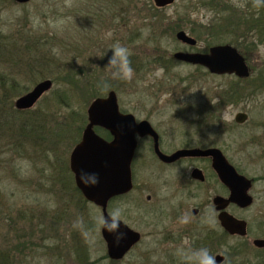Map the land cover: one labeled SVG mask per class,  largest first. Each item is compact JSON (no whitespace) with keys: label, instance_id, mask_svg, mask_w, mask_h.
<instances>
[{"label":"rangeland","instance_id":"rangeland-1","mask_svg":"<svg viewBox=\"0 0 264 264\" xmlns=\"http://www.w3.org/2000/svg\"><path fill=\"white\" fill-rule=\"evenodd\" d=\"M232 1L238 7L243 6L241 1L245 2ZM155 8L153 0H30L25 4L15 0L0 2V29L12 37L14 42L11 43V50H16L19 56L23 55L20 63H15L9 57H3L0 61V76L19 81L18 93H11L14 107L17 98L31 91L38 83L44 80L53 82L51 91L34 108L19 113L17 118L24 120L33 117L34 121L39 122L44 113H49L46 127L52 130L61 120L65 121L69 114L75 112V133L69 138H79L76 137L78 134L82 138L88 124V109L96 99L92 97L95 88L102 89L100 93L96 92L101 94L97 98L106 97L110 91H115L120 109L135 117L137 114L141 120L156 108L170 111L204 109L210 107L208 104L218 106L223 90L227 85L234 86L235 80L231 77L207 76L201 68L172 60L176 52L186 50L176 39V33L186 31L198 40L199 49L217 41L241 48V39L200 34L192 22L212 28L215 12L194 5L193 0H176L173 5L158 11ZM187 14L191 15L188 22L185 19ZM176 26L178 29L173 32ZM27 43L35 46L31 50H22ZM116 44L130 49L134 70V56L146 62L142 70H138L136 65L131 82L112 80L106 67L108 57L112 55L111 49ZM13 54L17 59L18 55L15 52ZM23 59L24 62L21 61ZM156 59L165 62L166 67L160 63L152 64ZM250 59L253 73L247 82L255 84L260 77L264 82V65L261 63L264 61V47L251 53ZM29 63L34 66L30 67ZM112 85L118 90H108ZM65 91L67 93H62ZM61 94L67 96L70 108H63L59 104ZM258 94L260 96L253 97L248 107L254 119H257V115L264 117L261 111L264 109V88ZM242 108L239 105L228 106L223 110L224 118L230 120L233 113ZM162 114L155 119L169 118ZM3 133L0 132V255L2 252L6 254L8 249H18L20 254L19 248L23 242L28 247V255L14 256L17 264H82L83 252L76 249L77 245L87 248L88 263L150 264L148 246L145 244L138 250L136 247L132 249L121 261L105 258L107 246L101 230L94 223L96 217L103 215L102 211L88 201L80 202L81 197L73 193L70 155L75 143L63 141L61 148L49 156L30 140L25 141L27 150H24L13 144V133L8 131L5 136ZM209 133L212 136V131ZM133 174L134 190L113 200L108 212L117 207L122 208V221L136 230V155ZM143 176L139 180L141 186L149 181L146 173ZM197 192L195 197L181 198L182 195L178 194L174 200L170 199V193L166 191H162L160 196L170 199L163 205H194L208 197L206 190H200L199 195ZM221 194H224L223 189ZM252 195L254 204L249 218L255 225H260L259 232L263 233V220L260 218L258 221L256 215L260 213L264 216V182L254 187ZM55 217L60 219L55 220ZM92 224L94 230H90ZM158 229H164V224ZM77 231L81 240L76 239L74 242ZM148 242L150 237L144 241ZM21 258H25L24 262ZM155 260L159 261L158 258Z\"/></svg>","mask_w":264,"mask_h":264},{"label":"flooded vegetation","instance_id":"flooded-vegetation-1","mask_svg":"<svg viewBox=\"0 0 264 264\" xmlns=\"http://www.w3.org/2000/svg\"><path fill=\"white\" fill-rule=\"evenodd\" d=\"M175 2L176 0L171 5ZM193 3L215 12L212 28L210 25L192 22L200 34H210L218 38L234 36L238 40L241 39L243 47L238 48L231 43L217 41V44L205 45L199 49L198 40L180 30L196 39L197 44L191 46L181 43L186 50L179 52L209 55L213 48L231 46L244 58L250 76L241 78L235 74H215L202 65L181 62L201 68L207 76L231 77L235 80V85H227L216 107L208 104L210 107L204 109L170 111L156 108L142 120L136 114V123L148 121L155 134L141 136L136 133V233L140 235V239L135 247L138 250L144 244L148 246L150 264H190L188 257L194 250L201 248L209 251L216 264H264V245L259 247L255 244L257 240L264 241V232H259L260 225H255L249 218L254 204L252 191L258 183L264 182V117L257 115V119H254L252 110L248 109L251 99L260 96L258 92L263 90L264 82L262 77L258 78L255 84L247 82L253 73L251 53L264 47V2L261 6H254L253 0H245L240 2L242 7L235 5L232 0H193ZM190 16L187 14L185 17L187 22ZM261 63L264 65V61ZM132 64L136 70V56L132 58ZM235 105L243 108L233 113L230 120L225 119L223 110ZM120 111L126 114L121 109ZM261 111L264 113V109ZM161 114L169 118L155 119ZM205 123L208 125H204ZM96 128L99 127L94 130ZM210 131L212 136L208 135ZM197 149L216 150L219 155L181 156L166 160L160 155L161 153L172 157L183 150ZM221 159L226 160L240 176L252 182L248 190L253 200L251 205L243 207L237 203H214L217 198L228 200L231 196V191L221 180ZM134 160L135 156L133 163ZM144 173L148 175L149 181L141 186L139 180L144 177ZM133 190L134 180L131 192ZM200 190H206L208 195L200 204H162L178 198V194L182 195L181 198L195 197V192L198 191L199 195ZM162 191L170 193L171 198H161ZM256 216L259 217L258 221L261 218L264 223V216L260 213ZM222 218L230 223L245 222L246 235L241 236L235 229L225 228ZM162 224L164 229H158ZM146 237H150V242L144 243ZM27 250L28 247L23 242L19 248L20 254L18 249H8L5 264H17L14 256L26 257ZM2 255L3 252L0 256ZM24 259L21 258V261L24 262Z\"/></svg>","mask_w":264,"mask_h":264},{"label":"water","instance_id":"water-1","mask_svg":"<svg viewBox=\"0 0 264 264\" xmlns=\"http://www.w3.org/2000/svg\"><path fill=\"white\" fill-rule=\"evenodd\" d=\"M18 3H28L30 0H15ZM174 0H153L157 9L171 5ZM178 42L196 46V39L186 32L176 34ZM174 58L180 62L193 65H202L215 74H235L238 77L250 76V70L242 55L231 46L213 48L209 55L200 53L176 52ZM53 88L52 80L38 83L31 91L20 96L15 101V108L26 111L34 106ZM105 129L112 136L111 141L96 134L94 128ZM136 133L141 136L155 134L148 121L136 123L132 114L120 111L118 97L115 91H110L106 97L96 98L88 109V124L85 127L81 141L76 145L70 155V170L74 175L76 187L83 197L90 203L99 207L103 215L108 213V206L112 199L126 195L133 189L132 162L136 153ZM163 159L181 156L219 155L216 150L201 151L183 150L172 157L161 154ZM221 156V155H220ZM222 157V156H221ZM223 158V157H222ZM222 182L231 191L228 200L217 198L215 204L237 203L246 207L252 204V197L248 194L252 182L240 176L236 170L221 159ZM95 174L98 183L88 186L85 178ZM222 225L227 229H235L241 236L246 235V224L242 221L228 222L222 218ZM121 232L123 238L117 240L116 236L107 231H102V238L107 246V255L111 260L120 261L136 246L140 235L122 221ZM259 247L264 241L257 240Z\"/></svg>","mask_w":264,"mask_h":264},{"label":"trees","instance_id":"trees-1","mask_svg":"<svg viewBox=\"0 0 264 264\" xmlns=\"http://www.w3.org/2000/svg\"><path fill=\"white\" fill-rule=\"evenodd\" d=\"M0 2L4 3V0H0ZM156 11H158L157 8H155ZM178 26L174 27V29L172 30L173 32L176 31L178 28ZM14 41H12V37H9L8 35H5L1 29H0V61L3 59V57H9L11 60H13L15 63H20V57H22L23 55L19 56L20 54L18 52H16V50H11L10 46L11 43H13ZM30 42V41H29ZM41 42V40H40ZM34 45V44H33ZM33 45H31L30 43L26 44V46L22 49V50H31V47H33ZM35 46V45H34ZM13 52H15L16 55H18L17 59H15ZM24 54V53H23ZM19 59V60H18ZM174 58H172L173 60ZM24 62V59L21 60ZM146 63L145 60H140L136 57V65L138 70H142L143 64ZM160 63L159 60H154L152 62V64H157ZM30 67H33V63H29ZM161 64V63H160ZM161 66L166 67L165 64H161ZM67 77H69V74L67 75ZM92 86V85H91ZM94 86V85H93ZM18 88H19V81L15 80V79H9L6 76H0V132H4V136L7 134V132H11L13 133L11 139L14 140L15 145H18L20 147H22V149L27 150V147L25 146V141L30 140L32 141V143L38 147L41 148V150H45L46 155L48 154L50 156V154L53 152H57L58 149L61 148L62 146V142L66 141V140H70L71 143H75V145L80 141V134H78L76 137L79 138H69L72 137L73 132L75 133V122H76V114L75 112H72L71 114H69V117H63L65 118V121L61 120V122L56 126L55 129L52 128V130H50V128L46 127V123L47 120L49 118V113L48 114H43L39 120V122L34 121L33 117H30V119H24V120H20L17 118L19 113H24L25 111H19L17 109H15L14 104H13V95H11V93H18ZM104 88V86H103ZM96 89V88H95ZM93 89L92 92V97L93 99L97 98L98 96H100L101 94H98L96 92H98L99 90L101 91L102 89L99 88L98 90ZM108 90H118V88H116V86L112 85L110 87V89ZM99 91V93H100ZM62 93H67L62 92ZM16 95H20V94H16ZM67 96H63L62 94L60 95V99L58 98V102L59 104L63 107V108H70L71 104L70 102L66 99ZM29 112V111H28ZM44 117V120H42V118ZM96 133L98 135H100L101 137L105 138L106 140H111L112 137L110 135V133L102 128H96L95 129ZM53 153L51 155H53ZM47 157V156H46ZM61 159V158H60ZM67 169L69 171V166H67ZM71 174V172H70ZM72 176V185H73V193H75L77 196L81 197V201L79 199L80 202H85L86 200L82 197L81 193L79 192V190L76 188L75 183H74V179H73V175ZM119 198V197H118ZM56 219H60L55 217ZM87 228V227H86ZM90 228H88L89 230ZM88 230L86 229V231L88 232ZM90 230H94V225L92 224L91 229ZM86 232V233H87ZM76 236L74 235V242H76V239H79V232H76ZM84 248V247H83ZM82 247L80 248L79 246L76 245V249L80 252H83V255H85V258H82V263L84 264H93L92 263H88V250L85 247L83 249ZM82 255V254H79ZM6 254L3 253L2 257H0V264H5L6 263ZM106 259H108V257H105ZM84 259V260H83ZM100 261H96V264H100Z\"/></svg>","mask_w":264,"mask_h":264},{"label":"clouds","instance_id":"clouds-1","mask_svg":"<svg viewBox=\"0 0 264 264\" xmlns=\"http://www.w3.org/2000/svg\"><path fill=\"white\" fill-rule=\"evenodd\" d=\"M264 0H253L254 6H261ZM112 55L108 57L106 67L109 70V74L112 80L131 82L134 78L135 70L131 66V51L127 47L116 44L111 49ZM88 186L97 184L98 177L95 174L84 179ZM124 210L117 207L106 215H100L95 219V227L107 231L110 234L116 236L117 240L123 238L124 233L121 232L122 217ZM190 264H216L215 258L211 256L207 249L201 248L194 250L188 257Z\"/></svg>","mask_w":264,"mask_h":264}]
</instances>
